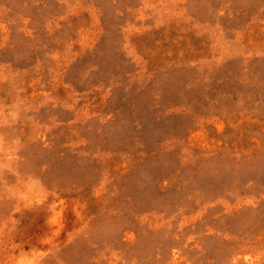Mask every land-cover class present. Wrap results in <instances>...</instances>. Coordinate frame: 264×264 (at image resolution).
Masks as SVG:
<instances>
[{"label":"rangeland","instance_id":"obj_1","mask_svg":"<svg viewBox=\"0 0 264 264\" xmlns=\"http://www.w3.org/2000/svg\"><path fill=\"white\" fill-rule=\"evenodd\" d=\"M0 264H264V0H0Z\"/></svg>","mask_w":264,"mask_h":264}]
</instances>
